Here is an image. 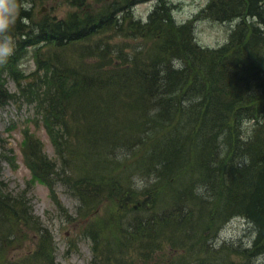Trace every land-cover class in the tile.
<instances>
[{
    "label": "trees",
    "instance_id": "16d2710c",
    "mask_svg": "<svg viewBox=\"0 0 264 264\" xmlns=\"http://www.w3.org/2000/svg\"><path fill=\"white\" fill-rule=\"evenodd\" d=\"M12 1V6H17V13L12 24L0 32V40L12 39L10 42L14 44L9 55L0 57V102L14 96L4 88L2 76L5 73L17 76L19 59L27 53L32 54L38 68L45 67L44 77L41 76L38 87L28 85L21 92H28L29 97L34 96L39 101L40 111L43 112L42 122L63 162L59 166L57 161L45 155L41 140L26 128L22 153L32 179L49 186L51 195L58 199L56 184L63 174L59 181L79 201L90 199L95 204L94 197L100 200L101 195L105 194L114 202L112 206L118 208L111 212L112 219L108 223H100L95 228L96 220L91 221L92 234L87 232L91 222L85 224L84 230L91 239L94 253L93 263L110 264L112 259L114 264H130L137 257H140V261L137 260L136 264L150 260L154 250L162 251L163 248L153 243L147 246L142 244V240L152 242L155 238L153 232H160L172 219L174 224L167 229H171L169 239L173 256L160 255L161 259H158L161 264H251L258 256L263 260L257 264H264V65L257 62L243 64L244 55L252 43L262 41L264 45V0L258 9L259 0H213L208 7L210 17L233 22L238 20L230 40L214 48L199 45L195 24L175 21L174 7L166 6L163 2L162 7H156L144 21L134 16L133 6L137 0H110L105 7H94L89 0H69L72 9L64 18L35 11L37 4H43L46 0ZM111 32L112 36H150L152 52L149 54L148 48L142 57L137 54L139 50L131 48L130 51H136L130 55L124 53V46L118 55L120 60L123 59L121 62H110L108 67L107 63L102 62V66H82L81 69L61 60L55 63L54 54L49 53L52 47L65 48ZM100 46L98 40L88 53H95ZM171 54L174 56L171 57ZM175 62H179V66ZM240 66H243L244 73L241 78L237 77L234 89L223 92V96V90L211 88L215 81L224 83L223 79L233 73L238 74L237 68ZM92 69L98 75L91 73ZM105 92L127 93L137 97L131 103L135 104L136 116L141 115L142 131L144 134L147 129L155 131L153 140L140 143L134 151V154H147L141 163V173L144 172L145 177L154 175L157 178L142 193L150 195L152 215L137 218L131 225L122 223L119 218L120 212L127 210L137 197L131 185L124 190L125 185L119 178L112 180L103 176L99 169L95 176L85 173L79 180H72L74 169L72 166L66 167L71 164L72 156L66 158L65 155L70 142L66 115L73 105H84V102H79L80 95L89 97L94 94L93 97L101 98ZM201 94L212 98L206 96L200 103ZM190 101H193L192 108H188ZM89 110V106L86 107L85 114ZM244 112L247 113L242 114ZM108 114L111 116L112 111ZM259 114L262 116L261 123ZM162 119L165 121L161 122ZM87 121L90 126L89 119ZM98 122H103L102 118ZM185 124L191 131L185 136H173L178 128L184 129ZM95 133L101 132H84V135L90 134L89 147L77 156L78 159L83 157L90 160L95 165L93 168L109 162L103 160V151L99 148L104 141L95 138L92 135ZM176 141L179 142L178 146ZM188 141L189 157L185 158L182 154ZM126 146L128 149L131 147L129 144ZM177 159L181 161L182 170ZM192 159L195 168L190 167ZM137 163L135 160L134 164ZM216 178L222 183L221 189V183ZM6 185L0 180V242L5 243L7 239L16 237L13 228H26L30 239L36 240L39 246L34 255L48 261L44 248L46 243L53 241L51 230L33 214L26 193H14ZM197 185L205 186L206 195L194 190ZM169 186L172 189L168 196L171 203L167 210L160 212L159 201L164 188ZM234 188L240 193L237 194ZM57 203L58 207L63 208L58 200ZM142 205L141 208L139 204L138 209L145 210L146 201ZM166 212L169 217L163 215ZM89 213L84 216L89 217ZM235 216L243 217L257 232L249 249L248 246H235L239 245L238 242L233 243L235 240L224 242L219 251L211 249L207 240L202 243L200 236L207 237L205 234L216 224V228L222 226ZM79 218L83 216L74 219ZM67 219L72 222L70 215ZM108 230L116 240L113 247L104 246L109 239ZM202 233H205L204 236ZM135 235L139 236L129 242L128 239ZM184 239L198 246L191 247ZM123 240L127 242L123 243ZM182 250L190 251L185 254ZM102 251L104 253L101 255ZM235 255L242 260L237 262Z\"/></svg>",
    "mask_w": 264,
    "mask_h": 264
},
{
    "label": "rangeland",
    "instance_id": "374dc122",
    "mask_svg": "<svg viewBox=\"0 0 264 264\" xmlns=\"http://www.w3.org/2000/svg\"><path fill=\"white\" fill-rule=\"evenodd\" d=\"M212 1L213 0H137L133 6V13L135 17L145 21L156 7H162L163 2L166 6L174 7L173 16L175 21L180 23L192 22L195 24V36L199 45L214 48L225 45L230 40L233 30L236 29L238 20L233 22L229 20H217L210 17L208 7ZM89 2L94 7H105L109 4L110 0H89ZM12 3V0H3L2 9L0 11V16H7L9 19L10 22L8 25L12 24L15 14L17 13V6H12ZM42 5L48 7L44 12L51 13L59 18L66 17L72 9L69 0H46L43 4H37L35 11L41 10ZM4 6H7L9 9L7 13L3 10ZM233 7L235 9L237 8L236 4L234 6V1ZM219 12L221 14L223 13L221 8H219ZM126 24L127 23H125V25ZM112 34L113 32L101 33L99 36L89 41H79L65 48L52 47L49 49V53L50 55L54 54L55 63H57L56 60H61L76 69H81L82 66L85 68L102 66V62L107 63V67L110 62L113 64L119 61L121 62L123 59L120 60L118 55L120 49L124 48V46V53L130 55L136 51H130L131 48L139 50L137 54H140L142 57L143 54L145 55L147 53L148 48L150 50L149 54L152 52L153 42L150 36L143 38L123 35L112 36ZM98 40L101 42L100 48L96 50L95 53H88L90 47ZM11 45L14 47L13 43ZM44 49L47 50V48ZM32 56V54L27 53L26 56L19 59V64H17V76H11L8 73L2 76L4 88L14 96L0 103V180L6 182V187L12 192L26 193L25 196L29 198L33 214L38 216L43 224L48 226L51 230L53 241L51 240L45 244L44 251L48 253V261H45L44 258L34 255L39 246L36 240L30 239L28 230L26 228H13L12 230L13 233L16 234V237L14 236L10 240L7 239L5 243L0 242V264H93L89 242L90 237L87 236L84 230L85 219L93 215L90 217V221L96 220L95 228H97L100 223H108L109 220L112 219L111 212L117 211L118 208L112 206L114 202L105 194L101 195L100 200L94 197L95 204L90 199L87 201H79L65 190L67 189L66 186L59 181L63 174L60 175L56 184V190L63 208L57 207L52 200L49 188L40 181L32 179L31 171L24 162L22 153V143L24 141V131L26 128L30 129V131L41 140L43 153L53 161H57L59 166L63 165L62 160H60L57 154V150L50 141L49 134L46 132L44 125L38 122L36 111L39 108V104L36 101L37 99H35L34 96L29 97L30 93L28 92L26 94L21 92L22 89H27L28 85L38 87L40 78L45 71V67L36 69L37 63ZM173 56L171 54V57ZM175 63L179 65V62ZM44 65L45 62L43 61L42 66ZM37 73L40 75L37 76ZM91 73L98 75L93 69ZM80 96L81 101L79 102H84V105H73L68 115H66V119L69 120L68 125L70 126L68 127L70 142H68L69 147H67L69 151H66L65 155L66 158L72 155L70 158L71 164L66 165V167L70 168L72 166L74 169L73 174H75L72 175L71 179L79 180L85 173H92L95 176L96 171L99 169L102 170L101 174L103 176L110 177L112 180L116 177L119 178L125 185L123 189L128 190L127 186L132 184L133 175L139 174L145 177L144 172L141 173L143 171L141 163L147 154L144 152L134 154V151L139 148V144L137 140L133 138L144 136L141 115L139 114V117L136 116L138 112L134 108L135 104L131 103L132 100L137 97H131L127 93L120 94L119 92H105L104 96L101 98L93 97L94 94L89 97H84V95ZM88 106L90 108L88 111L89 113L87 112L85 114V109ZM110 110L112 111L111 116L108 114ZM101 118L103 122L100 123L98 120ZM87 119L90 121V126ZM139 128L140 131L138 130ZM187 128V126H185L184 129H181V127L178 128L173 136H185L187 132L191 131ZM87 130L91 132H101L92 135L104 141L100 144L99 148L103 151V160L109 161L107 164H101L97 168H93L95 165L92 164L90 160L83 157L78 159L77 156L82 153V150L89 147L87 143L90 140V134L84 135V132ZM76 137H78V139ZM125 142L126 144H124ZM176 143V146H178L179 142L176 141ZM127 144L131 145L129 149L126 146ZM189 144L190 141H188V144H184L185 151L182 156L185 158L189 157ZM116 154L117 156L118 154L122 155L123 159H118L117 156H114ZM193 156L194 154H192V157ZM135 160L139 163L134 164ZM177 161L179 169L182 170L181 161L178 159ZM190 167L195 168L194 159H192ZM219 174L222 176L221 173ZM219 174H217V177H220ZM217 181L221 183L220 180L217 179ZM221 186L222 183L219 186L220 189ZM234 189L237 193V189ZM136 192L137 197L135 201L127 207V210H123L119 214L121 222L126 225L135 223L137 218L142 219L152 215L150 211L152 205L150 203V195H143V190H136ZM171 192L172 189H170V186L164 188L163 195L158 205L160 206V212L168 209V204L171 203L168 196ZM144 201L147 203L145 210L138 209L139 204H141V208L143 207L142 202ZM128 211L131 212L128 213ZM95 212L97 213L94 214ZM88 213L89 217H85L86 215L84 216V214ZM69 215L70 218H72V222L67 219ZM163 215L169 217L168 212ZM82 216L83 218L74 219ZM169 221L171 223H166L165 227L160 230V232H153L155 238L152 242L150 240H142V244H146L147 246L153 243V245L163 248L162 251L154 250L150 255V260L142 264H161L162 262L158 259L160 255H166L167 257L173 256V251H171L173 248H171L169 239L171 229L169 230L167 228L171 224L173 226L174 223L172 219ZM217 225L218 224L208 231L207 237L203 238L200 236V238L202 243H206L207 240V244L211 249L214 248L218 251L221 250L224 242H230L240 238L248 227H252L251 223L245 222L244 218L237 216L229 218L222 226L220 225L216 228ZM92 228L91 222L87 230L89 234H92ZM107 235L109 239L104 243V246H115L116 240L113 233L108 230ZM201 235L204 236V233ZM137 236L139 235H135L131 239H128L129 242L135 240ZM126 242L127 240H123V243ZM184 242L190 243L188 245H191V247L198 246L195 242H187L185 239ZM132 247L135 246L132 244ZM189 251L190 250H182L181 252L187 254ZM102 253H104V251L101 252V255ZM159 258L161 259V257ZM234 258L237 262L242 260L237 255H235ZM137 260L140 261V257L130 261V264H136ZM183 260L186 263L185 256ZM111 263L114 264L112 259H110V264ZM253 264L257 263L254 262Z\"/></svg>",
    "mask_w": 264,
    "mask_h": 264
},
{
    "label": "bare ground",
    "instance_id": "6f19581e",
    "mask_svg": "<svg viewBox=\"0 0 264 264\" xmlns=\"http://www.w3.org/2000/svg\"><path fill=\"white\" fill-rule=\"evenodd\" d=\"M260 2H258L257 4H258V6H257V9L258 8H260L261 6H262V4H261V2L263 1V0H259ZM255 11H257L256 9H255ZM254 33H255V31H254ZM263 35V34H262ZM263 41H264V38H263ZM243 64H245L246 62H257V63H259L260 65H264V45H263V43H262V41L261 42H259V43H257V44H255V42L254 43H252V46H250L249 47V49H248V51H247V53L244 55V59H243ZM237 73L238 74H235V73H233L231 76H229L227 79H223L222 81L224 82V83H222L221 81H215L214 83H213V85L211 86V88L214 90V89H216V88H220L221 90H223L222 91V95L224 96V93L223 92H226V91H229V90H232V89H234L235 87H236V84H237V82H236V80H237V77L239 76L240 78L243 76V73H244V68H243V66H240V67H238L237 68ZM216 92H218V91H216ZM212 95V94H211ZM206 96H208V95H205V94H201V96H200V103H202V100L206 97ZM209 97V96H208ZM210 99L212 98V96H210L209 97ZM193 102V101H192ZM191 101L188 103L189 105H188V108H192V106H193V103H192ZM247 112H244V113H242V114H246ZM155 120H157L158 121V119L156 118ZM165 120L164 119H162L161 120V122H164ZM246 121H247V119H246ZM259 122L261 123L262 122V116L259 114ZM186 125V124H185ZM187 126V125H186ZM187 127H189V126H187ZM191 127H193V126H191ZM155 134V131H151L150 129H147L146 130V132H145V134H144V136H140L139 138H137V137H134L133 139H135V140H137V142H138V144H140V143H142V142H148V141H150V139L151 140H153V135ZM166 138H168L167 136H166ZM249 181V180H248ZM245 182H247V181H245ZM246 185H244V187H245ZM244 190H242V192H243ZM229 220V219H228ZM227 220V221H228ZM226 221V222H227ZM245 222H248L247 220H245ZM249 223V222H248ZM252 225V224H251ZM205 234V233H204ZM205 235H207V233L205 234ZM256 236H257V232H256V230H255V228H254V226L252 225V227L251 228H247L246 229V232H244V234L240 237V238H238V239H236L233 243H239V245H235V246H237V247H243V248H245V247H247V246H249V245H251L252 246V244H253V240L256 238ZM233 248H234V246H233ZM247 249V248H246ZM248 249H249V247H248ZM259 254V252H257L256 253V255H258ZM262 260H263V257L261 258V256H258V257H256V259H255V262L256 263H261L262 262ZM247 263V262H246ZM249 263H250V261H249ZM251 264H253V263H251Z\"/></svg>",
    "mask_w": 264,
    "mask_h": 264
},
{
    "label": "clouds",
    "instance_id": "9594fccd",
    "mask_svg": "<svg viewBox=\"0 0 264 264\" xmlns=\"http://www.w3.org/2000/svg\"><path fill=\"white\" fill-rule=\"evenodd\" d=\"M0 5H3V0H0ZM27 7V5H24ZM5 13L9 11L7 6L3 7ZM9 19L7 16H0V31H3L8 27ZM12 52V45L9 39L0 40V57H4L9 55ZM179 66V65H177ZM118 159H123L122 155L117 156ZM244 162H247V158L245 157ZM156 177L154 175L149 177H144L139 174L132 176V184L131 187L137 191H142L144 188L148 187L149 184L155 183ZM198 194L206 195L205 194V186L204 185H197L194 189Z\"/></svg>",
    "mask_w": 264,
    "mask_h": 264
}]
</instances>
